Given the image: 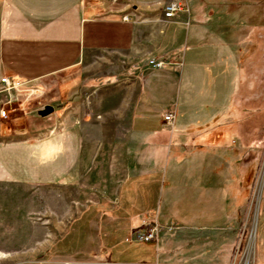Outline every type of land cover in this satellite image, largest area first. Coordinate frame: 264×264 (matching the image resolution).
Here are the masks:
<instances>
[{"label": "crops", "instance_id": "1", "mask_svg": "<svg viewBox=\"0 0 264 264\" xmlns=\"http://www.w3.org/2000/svg\"><path fill=\"white\" fill-rule=\"evenodd\" d=\"M169 1L0 0V79L8 76L47 84L46 79L71 70L90 52L140 60L156 55L176 64L161 70L145 67L140 74L139 107L120 148L124 172L117 204L111 209L96 206L101 216L95 232L88 217L83 223L88 237L95 235L97 252L92 257L100 255L92 259L95 261L112 260L115 249H129L134 243L128 239L131 230L151 214H156L157 222L160 218L163 223L179 222L189 230L225 228L247 195V149L235 145V139L225 138L223 132H216L210 142L206 124L203 130L190 124L186 132L178 123L180 77L186 67L192 71L198 67L199 55L205 65L224 64L228 47H235L227 43V35H240L235 54L241 56V44L257 39L263 29L264 0H178L189 5V13H178L166 22L162 7ZM125 15L130 20H123ZM204 36L205 46L217 51L218 58L215 51L210 60L209 50L202 55L198 52ZM159 103L174 109L172 122L163 117L154 123L142 113ZM68 110L59 128L47 133L39 123L30 128H5L0 117V234L8 231L9 219L19 225L23 217L39 213L41 200L47 204L57 197L56 192H70L83 158L81 129L76 128L75 115ZM163 198L165 213L160 207ZM217 202L222 217L215 223ZM45 207L42 213L48 219L51 209ZM203 258L196 253L192 264H210Z\"/></svg>", "mask_w": 264, "mask_h": 264}, {"label": "rangeland", "instance_id": "2", "mask_svg": "<svg viewBox=\"0 0 264 264\" xmlns=\"http://www.w3.org/2000/svg\"><path fill=\"white\" fill-rule=\"evenodd\" d=\"M170 4H182L183 8L176 10L172 17L165 18L163 8ZM189 10L187 3L170 0L163 5L162 14L168 22L178 13L186 14ZM254 12L247 14L250 16ZM126 16L122 19L130 20L129 16L125 19ZM212 28L216 29L215 26ZM262 28V31L258 28L257 39L251 36L252 39L241 44L244 53L239 57L235 54V47L238 45L236 37L240 35H227L230 38L227 43L235 47H228L226 61L221 65L217 62L205 65L202 54L209 50L210 60L215 50L205 46L207 36L202 37L198 44V52L202 55H199L198 67L193 71L186 67L183 77H180L183 81L178 123L182 129L187 132L190 124H196L203 130L206 124L209 129L206 136L210 142L216 132H223L225 138L235 139V145L248 151L247 195L242 198L231 224L225 228L217 226L212 231L189 230L180 227L179 222L163 223L161 218L157 222L156 214H151V217H143L131 230L128 235V239L134 242L131 247L124 251L115 249L112 260L108 261L192 264L193 256L198 253L210 264H264V24ZM151 60L165 61L162 68H174L176 65L156 55L140 60L125 55L90 52L71 70L46 79L50 86L16 78H11L17 83L14 87L2 84L0 117L3 127L30 128L39 123L44 133L51 132L59 128L63 113L69 109L75 115L76 128L81 129L79 140L83 159L69 193L56 192L57 197L47 204L41 200L39 213L23 217L19 225H14V218L9 219L8 231L0 234V252L3 253L0 264L101 262L92 260L100 255L92 257L97 252L95 235L89 234L88 237L83 223L88 217L95 232L101 216L96 212V206L111 209L117 204L124 172L120 148L129 134L132 114L139 107L138 80L145 67L162 69L152 66ZM160 103L151 104L148 110L142 111L152 117L154 123L163 120L170 110L174 112L173 108L166 109L167 106ZM46 105L55 111L41 116L39 111ZM200 137L204 139L205 135ZM64 196L70 200L64 201ZM24 205L28 209V202L25 201ZM47 205L51 209L48 219L42 213ZM160 207L165 213V198ZM155 209L154 213L157 212ZM220 213L217 202L215 223L222 217ZM151 225L161 229L157 239L149 242L138 240V230ZM90 235L93 236L90 238Z\"/></svg>", "mask_w": 264, "mask_h": 264}, {"label": "built area", "instance_id": "3", "mask_svg": "<svg viewBox=\"0 0 264 264\" xmlns=\"http://www.w3.org/2000/svg\"><path fill=\"white\" fill-rule=\"evenodd\" d=\"M183 8V5L182 4H178V5H175V4H170V5H166L164 8H163V11H164V17L165 18H170L174 15V12L176 10H182ZM125 19H128V16L125 17ZM150 64L152 66H154L155 68H162L164 65H165V61L163 60H151L150 61ZM0 83L3 84V85H9V86H16V82L14 83L13 82V79H11L10 77L8 76H3L1 79H0ZM3 117L7 116L5 114L4 111L1 112ZM174 119V112L173 110H170L169 112H167L165 114V117H164V120L166 122H172ZM161 229H159V226H145L143 227L142 229L138 230L137 233H140L138 234V240L142 241V242H149L151 240H155L157 239L158 237V234L160 232ZM95 264H134V263H130V262H122V261H101V262H98V263H95ZM140 264H148V263H140ZM150 264H158L157 262L156 263H150Z\"/></svg>", "mask_w": 264, "mask_h": 264}, {"label": "water", "instance_id": "4", "mask_svg": "<svg viewBox=\"0 0 264 264\" xmlns=\"http://www.w3.org/2000/svg\"><path fill=\"white\" fill-rule=\"evenodd\" d=\"M53 111V107L50 106V105H46L44 106V108H42L40 111H39V114L41 116H46L48 115L49 113H51Z\"/></svg>", "mask_w": 264, "mask_h": 264}]
</instances>
